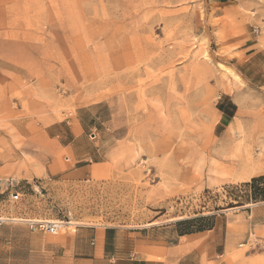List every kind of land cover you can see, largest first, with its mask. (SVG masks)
<instances>
[{"label": "rangeland", "instance_id": "374dc122", "mask_svg": "<svg viewBox=\"0 0 264 264\" xmlns=\"http://www.w3.org/2000/svg\"><path fill=\"white\" fill-rule=\"evenodd\" d=\"M220 1L0 0V264H68L86 226L264 256V202L235 201L264 176V0Z\"/></svg>", "mask_w": 264, "mask_h": 264}, {"label": "crops", "instance_id": "0c3cea01", "mask_svg": "<svg viewBox=\"0 0 264 264\" xmlns=\"http://www.w3.org/2000/svg\"><path fill=\"white\" fill-rule=\"evenodd\" d=\"M2 43L0 35V46ZM256 55L253 53L248 57L250 67L244 75L251 85H261V81L264 85V64L254 62ZM202 234L183 235L177 244L166 247L142 241L120 244L119 231L112 233L108 228L93 226L77 228L67 238L68 264H220L216 257L220 256L221 239L214 231L206 237ZM137 248L144 250L138 251ZM246 258L244 264H264V256L250 254Z\"/></svg>", "mask_w": 264, "mask_h": 264}, {"label": "trees", "instance_id": "16d2710c", "mask_svg": "<svg viewBox=\"0 0 264 264\" xmlns=\"http://www.w3.org/2000/svg\"><path fill=\"white\" fill-rule=\"evenodd\" d=\"M218 109L228 118L232 117V114L228 115L222 108L219 107ZM235 201L237 205H242L244 202L248 201L264 202V176L252 178L249 183L242 184L241 190L235 195Z\"/></svg>", "mask_w": 264, "mask_h": 264}, {"label": "built area", "instance_id": "2783aa9c", "mask_svg": "<svg viewBox=\"0 0 264 264\" xmlns=\"http://www.w3.org/2000/svg\"><path fill=\"white\" fill-rule=\"evenodd\" d=\"M11 198L14 199V200H17L18 199V194L11 195ZM39 227L41 229L44 228L46 231H48L51 234H56L57 230L59 229V227L56 224H50V223L49 224L42 223V224L39 225Z\"/></svg>", "mask_w": 264, "mask_h": 264}, {"label": "bare ground", "instance_id": "6f19581e", "mask_svg": "<svg viewBox=\"0 0 264 264\" xmlns=\"http://www.w3.org/2000/svg\"><path fill=\"white\" fill-rule=\"evenodd\" d=\"M45 223V222H44ZM56 224L58 227L60 226V227H62L61 225L63 224L62 222H59L58 224L57 223H54V222H48L47 224Z\"/></svg>", "mask_w": 264, "mask_h": 264}]
</instances>
